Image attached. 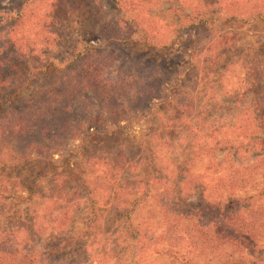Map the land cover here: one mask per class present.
<instances>
[{
	"label": "rangeland",
	"instance_id": "374dc122",
	"mask_svg": "<svg viewBox=\"0 0 264 264\" xmlns=\"http://www.w3.org/2000/svg\"><path fill=\"white\" fill-rule=\"evenodd\" d=\"M24 2L0 0V33L3 20ZM121 5L58 0L49 31L55 45L41 44L38 63L25 66L33 79L45 63L64 68L75 51L92 46L111 58L109 82L121 75L130 80V87L112 94L116 100L90 95L53 119L65 108L71 84L62 73L33 79L19 100L6 103L0 116V250L31 254L38 264H264V228L262 239L241 253L195 252L184 234L171 248L164 239V203L157 201L187 178L181 184L191 189L180 206L184 213L189 204L203 205L201 197L221 199L228 210L238 203L244 214L263 213L264 128L256 120L264 117V106H255L251 84H261L264 98V0H144L140 16L150 28H141L166 45L157 50L138 42L141 31L125 27L136 43L117 44L95 25L97 18L131 20ZM51 12L49 6L39 12L48 28ZM145 65L155 67L147 96L141 92L142 77L150 74ZM183 98L193 101L186 117L180 114ZM92 113L102 121H93ZM20 116L47 118L12 133L9 125ZM246 124L257 129L247 134ZM149 141L157 145L155 168L148 163ZM234 171L241 184L214 190Z\"/></svg>",
	"mask_w": 264,
	"mask_h": 264
},
{
	"label": "trees",
	"instance_id": "16d2710c",
	"mask_svg": "<svg viewBox=\"0 0 264 264\" xmlns=\"http://www.w3.org/2000/svg\"><path fill=\"white\" fill-rule=\"evenodd\" d=\"M118 1L122 3L118 8L121 14L127 13L133 17L131 20L124 21L122 19H117L114 22H105L97 18L95 25L106 33L105 37L109 41L125 45L135 42V40L127 36L128 30H126L125 27H128L131 29L130 32H142L138 42L148 49L157 50L158 48L162 49L166 47V45L160 44L158 40L159 37L156 36V33L146 29L144 32L141 28L143 25L145 28H150L149 25L147 26V23H145V19L140 16L142 10L141 6L144 0H114V5H116ZM47 2L48 0H25L20 11L7 15L2 22L4 29L0 33V116L7 113V102L19 100L25 87L32 82L33 79H38L43 76L56 78L60 74L65 73L61 78L64 79L65 82L71 83L66 91H64L66 95L63 101L65 108L55 110L52 117L53 119H57V115L60 113L68 115L69 110H72L75 105H79V103L87 100L90 95H97L100 97L101 101H106L109 98L116 100V98L112 96V94L116 92L115 90L123 91L131 85L129 78H126L125 75H121V78L116 82H109L107 73L111 68L109 67L111 65V58L110 56L102 55L100 50L92 46H85L81 50L75 51L72 59L64 68H57L49 62L45 63L42 68L34 70L33 79L27 77L25 75V66L29 63H38L40 60V52L37 48L41 44L50 45L51 43H55V37L51 36L49 31L56 20L53 9L56 4H58V0ZM48 6L52 8V12L50 13L52 22L49 28V21L46 24L45 18L40 19L41 14L39 13L40 10L43 11ZM50 15H48V18H50ZM200 26L202 27V24ZM110 27H113V29L108 33ZM192 27L195 28L196 26ZM194 54L195 53L192 55ZM144 68L150 72L149 76L143 75L142 77V80H145L146 83H144L141 92L143 95L147 96L150 93L148 92L151 87L150 78L154 73L155 67L145 65ZM254 70L257 71L256 73H261L260 68ZM251 73L253 74V71H251ZM260 85L261 84L255 79L251 84L256 95L254 100L256 107L264 106V98L261 97V93L259 89H257ZM262 85H264V80L262 81ZM118 100L119 102L122 101L121 99ZM44 105H46V109L50 111V105L47 102H44ZM179 106L182 109L180 114H182L183 117L190 115L193 111V101L189 98H183ZM184 113L187 115L184 116ZM89 115L93 121H102L93 113ZM118 115H122V112ZM89 117L87 115L85 119H90ZM45 118L47 117H38L36 121L30 122L28 117L20 116V118L13 119L9 125V129L12 133L28 131L31 128L30 123H35L38 120L43 123ZM75 121L81 123L83 120L77 119ZM256 121L261 122V126L264 128L263 116L259 115ZM246 125L245 131L247 132L245 133L247 134H252L254 132L250 130L257 129L255 125ZM232 143V141L228 142L229 148H236ZM147 151L149 153V166L155 168L157 165L156 143L149 141ZM121 156L122 153L120 151L115 155L116 158H121ZM236 175H239V173L234 171L227 180L221 179L214 190H216V187L217 192L220 189L222 190V188L233 190L241 184V180H238L240 177ZM185 180H187V178ZM185 180H180L177 185L171 186V189L160 194L157 200L160 203H164L161 206V216L165 225L164 239L169 243L171 248L180 245L183 241V239H181L183 234L186 235L184 239H186L189 246L195 252L201 253L207 251L220 252L223 249H231L233 252L241 253L246 248L255 244L254 241L256 242L262 239L260 235L264 228V209L262 210L263 213L257 211L258 209L255 211L251 209L244 214L242 210L239 209L240 207L238 208V203L234 205L235 207L237 206L236 209L228 210L226 202L221 201V199L213 198L212 200H208L201 197V203H203V205L193 206L189 204L190 210L187 213L180 210V206L185 204L189 190H191H184L182 187ZM183 190L187 192L184 193ZM260 196L264 197V193ZM231 198L228 199L235 201ZM16 206V210H18V203ZM124 217L129 221L130 212L125 213ZM0 264H38V262L31 254L19 253L11 249H2L0 250ZM226 264L233 263L226 261ZM234 264L243 263L237 261Z\"/></svg>",
	"mask_w": 264,
	"mask_h": 264
}]
</instances>
